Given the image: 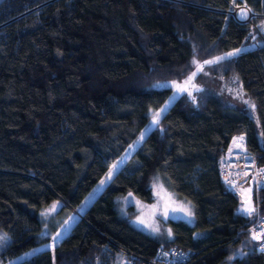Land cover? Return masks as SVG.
I'll list each match as a JSON object with an SVG mask.
<instances>
[{"label":"trees","instance_id":"16d2710c","mask_svg":"<svg viewBox=\"0 0 264 264\" xmlns=\"http://www.w3.org/2000/svg\"><path fill=\"white\" fill-rule=\"evenodd\" d=\"M235 6L252 16L236 17ZM194 72L151 126L150 110L178 94L157 84L183 86ZM216 80L245 93L257 121ZM242 133L264 165V0L0 1V231L10 238L0 264L52 245L69 217L77 221L54 248L16 264H113L121 249L147 261L173 246L189 252L184 264H264L248 231L264 216V188L249 216L219 175ZM161 181L192 203L195 223L166 220L172 235L155 239L119 215L116 197L151 201ZM55 201L45 232L49 209L40 212Z\"/></svg>","mask_w":264,"mask_h":264},{"label":"rangeland","instance_id":"374dc122","mask_svg":"<svg viewBox=\"0 0 264 264\" xmlns=\"http://www.w3.org/2000/svg\"><path fill=\"white\" fill-rule=\"evenodd\" d=\"M242 9L247 12V16L244 18H241V10ZM232 13L240 19H247L248 20L252 16V13H250L249 10L245 7L235 6ZM204 64H201V66H203ZM177 84H179V83H177ZM170 85H172L174 87V89L176 90L175 86L172 84L171 81L160 82V84H157L156 87H166V86H170ZM216 87L222 88L224 96H227L228 100H230L232 102L231 104H233L237 108L245 111L246 113L251 115L255 121H257L256 109H255V107H253V105H255V103L245 93H242L239 89H235L234 87H230L228 85L223 84L221 82V80L220 81L216 80ZM179 94H180V92L171 99V103L168 105V109L171 106V104L175 101L176 97ZM148 132H149V130H147L145 132V137L148 134ZM141 142L142 141L138 140V142L136 143V146L139 145ZM131 154H132V150L127 153V155L122 160V163H120L121 161L119 163H117V164H119V167L114 172V174L121 167H123V165L125 164V161L128 159V157ZM100 191H101L100 187H97L96 191L93 192V194L91 196L87 197L88 199L85 202L86 205H84L80 209L78 216L81 215L85 211L86 207L89 206L96 199V197L99 195ZM129 194H131V195H129ZM239 196L243 202V205L241 207V208H243V207H245V203H244L245 199H249V198H251V196H246L244 198L240 194H239ZM116 198H117L116 201H117V209L119 211V215L126 218L129 222V224L132 225L134 228L142 231L143 233H145L148 236L155 238V239H160L164 236H171L172 235V231H171V235H169V230H171L170 227L164 223V221H166V220H169V219L182 220V221H185L186 223H188L190 225H193L195 223V215H194V209H193L192 203L188 199H184V198L180 197L173 189L168 187L162 181H161V183H159L158 186L155 187L154 194H153V200H151V201L143 200L142 198L138 197L137 195H135L132 192H128L124 195H120ZM250 200H251L250 202H252V199H250ZM54 204L56 205L55 206L56 208H58L60 206V202L55 201L51 206H49L48 208H46L40 212V218H42L43 212L49 208H52V206ZM182 206L190 207L191 211L193 212V215L188 216L186 214V212L181 210ZM51 210L53 213L54 210L53 209H51ZM165 212H167V215L164 214ZM52 213L49 212L47 215H44L45 218L49 217L47 219V223H49V224H48V227L45 229V232H48L49 228L51 229L54 225L55 220L53 221L52 219H50V216ZM138 218L142 219L144 221V223H141L140 219H138ZM49 219H50V221H49ZM75 221H77V218L70 221L68 223V225H66L65 227L60 226L61 231L59 233H61V236L63 234H66L67 230L72 226L73 222H75ZM149 225H151V227ZM153 227H158L159 231L158 232L153 231ZM0 234H6V233L3 231H0ZM53 235L56 236V234H53ZM50 246H51L50 244L45 245L39 249H36L37 251H35V252H33V250H32L31 252L27 253V255L22 254L16 258L10 260L6 264H16L19 261H21V260H23L29 256H32L36 252H38L42 249L48 248ZM118 259H119V257H118ZM118 259L116 261H114L113 264H118Z\"/></svg>","mask_w":264,"mask_h":264},{"label":"built area","instance_id":"2783aa9c","mask_svg":"<svg viewBox=\"0 0 264 264\" xmlns=\"http://www.w3.org/2000/svg\"><path fill=\"white\" fill-rule=\"evenodd\" d=\"M243 136V141L234 142V138ZM233 138L229 148L219 160V175L222 181L231 185L232 189L243 198L252 196L254 188H264V165L259 164V159L249 150L247 138L244 133ZM237 143L242 147H237ZM250 190V191H245ZM246 200V199H245ZM251 238L257 242V251L264 260V216L248 227ZM260 236V239H254ZM103 250H106L104 246ZM131 255V256H129ZM189 259V252L173 246L170 248L159 247L153 258L143 261L138 255H133L125 249L119 252L118 264H184Z\"/></svg>","mask_w":264,"mask_h":264},{"label":"snow or ice","instance_id":"6c2138e0","mask_svg":"<svg viewBox=\"0 0 264 264\" xmlns=\"http://www.w3.org/2000/svg\"><path fill=\"white\" fill-rule=\"evenodd\" d=\"M247 16V12L244 11L243 9L241 10V18H244ZM242 50L241 49H236L234 50L233 52H229V53H226L224 54L223 56H218V57H215L214 61H205L204 63L205 64H211V63H214V62H219L221 60H224L226 58H229V57H233L235 55H237L238 53H240ZM196 73H192V75H190L187 80L184 82V86H181L180 84H177L175 81L172 82V84L175 86L177 92H184V91H187V85L193 80V78L195 77ZM193 88H195L196 91H199L200 89L197 88L195 85H192ZM188 95L191 96V92H188ZM193 100H195V97H192ZM171 103V100L166 102L165 103V106L164 107H161L159 110H155V111H151V126H157L160 124V121H161V118H162V115L164 113L167 112L168 110V105ZM253 107H255V105H253ZM147 131V129L145 130V132ZM145 132H142L140 137L138 138L139 141H143V139L145 138ZM244 140V137L243 136H240V137H236L234 138V142H237V141H243ZM237 147H242V144L240 143H237L236 145ZM130 147H132L130 145ZM122 163V161L120 162ZM119 167V164L117 163H114L112 165V167L109 169L108 173L106 174V177L105 179H102L100 181V184L98 187L102 188L107 182L111 181L112 177H113V174L114 172L118 169ZM261 173H264V169H261L260 170ZM95 191V190H94ZM245 191H250V190H245ZM92 194H90L91 196ZM131 195V194H129ZM88 198H86L87 200ZM245 207H243L241 210L246 214V215H252L255 211V209L252 207L251 205V202H250V199H246L245 200ZM55 204L52 206V208L54 209L55 208ZM182 211L186 212V214L188 216H192L193 215V212L191 211V208L188 207V206H182L181 208ZM51 211V209L47 210L44 215H47L49 212ZM165 215H167V212L164 213ZM75 219L74 217H69V220L68 221H65V225H68L69 221ZM140 219V218H138ZM140 222L141 223H144V221L142 219H140ZM151 227V225H149ZM153 231H159V228L158 227H153ZM169 235H171V230H169ZM61 236V233H57L56 236L53 238V243L51 245V247H55V244H56V241L59 239V237ZM261 237L260 236H255L254 239H260ZM10 238L7 236V234H0V248H3L5 246V244L7 243V241L9 240ZM262 247V250H264V245L261 246ZM37 250H33V252H35ZM27 255V254H26ZM233 259V257H229V260Z\"/></svg>","mask_w":264,"mask_h":264},{"label":"crops","instance_id":"0c3cea01","mask_svg":"<svg viewBox=\"0 0 264 264\" xmlns=\"http://www.w3.org/2000/svg\"><path fill=\"white\" fill-rule=\"evenodd\" d=\"M249 199H251V198H249ZM250 201H251V200H250ZM251 205H252V207H253V203H252V202H251ZM87 207H88V206H87ZM87 207H86V209H87ZM241 207H242V206H241ZM241 207H240L239 211L242 212V213H244V212L241 210V209H242ZM253 208H254V207H253ZM86 209H85V210H86ZM244 214H245V213H244ZM63 236H65V234H63V235L60 236V237H63Z\"/></svg>","mask_w":264,"mask_h":264}]
</instances>
